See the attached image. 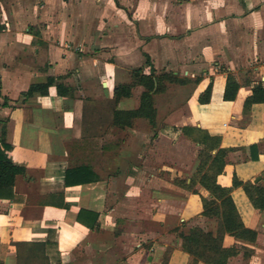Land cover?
I'll return each mask as SVG.
<instances>
[{
	"label": "crops",
	"instance_id": "1",
	"mask_svg": "<svg viewBox=\"0 0 264 264\" xmlns=\"http://www.w3.org/2000/svg\"><path fill=\"white\" fill-rule=\"evenodd\" d=\"M151 65L185 80L169 84L192 86L181 119L170 111L158 121L155 103L153 125L114 123V110L138 108L144 90L116 100L115 87ZM228 73L239 83L233 100L223 99ZM48 78L45 93L26 94ZM256 82L264 0H0V157L24 167L0 189V264H192L180 233L215 234L217 222L202 214L210 194L200 183L197 193L177 184H190L199 164L177 169L181 140L201 148L186 125L229 149L217 181L256 232L227 264H264V210L233 186L234 175L264 185V102L244 109ZM238 242L225 233L222 245Z\"/></svg>",
	"mask_w": 264,
	"mask_h": 264
},
{
	"label": "trees",
	"instance_id": "2",
	"mask_svg": "<svg viewBox=\"0 0 264 264\" xmlns=\"http://www.w3.org/2000/svg\"><path fill=\"white\" fill-rule=\"evenodd\" d=\"M133 81L115 87V98L127 97L131 94V87L140 84L144 87L140 95L138 108L132 110H114V123L119 125H130L137 117L147 118L151 125L156 122V108L154 95L164 91L169 83H183L185 80L179 79L171 72L156 74V70L149 68L147 73L143 67L135 68L131 71ZM54 82V78H48L47 82L31 85L26 94L33 92L45 93L48 86ZM239 83L231 73L227 74L223 93L224 100H233L236 97ZM60 94L61 87L57 84ZM211 84L209 83L204 91L199 95L200 103H207L210 98ZM264 102V83L256 82L251 86V94L245 98L244 109L247 110L253 103ZM182 131L193 141L199 143L201 148L198 153L199 164L196 172L191 178L190 184L180 181L189 189L198 181L210 194V198L202 197V214L214 217L217 220V229L204 231L200 227H191L186 232L182 231V248L192 256V264L202 260L206 264H227L229 257L235 255L241 248H245L241 242L253 241L256 237L255 230L246 227L236 209L234 201L230 195L231 187L223 186L217 181V177L222 173L225 165V157L229 151L220 147V138L208 134L198 127L186 125ZM252 157H254L252 155ZM24 167L13 163L6 157H0V189L11 188L14 184L15 176L23 173ZM76 172H82V168H77ZM83 183L84 179H76L66 183ZM233 186H242L247 197L256 209L264 210V185L241 181L233 176ZM79 219V216H78ZM225 233L233 235L240 243H235L231 247L222 245ZM247 253V252H246Z\"/></svg>",
	"mask_w": 264,
	"mask_h": 264
},
{
	"label": "rangeland",
	"instance_id": "3",
	"mask_svg": "<svg viewBox=\"0 0 264 264\" xmlns=\"http://www.w3.org/2000/svg\"><path fill=\"white\" fill-rule=\"evenodd\" d=\"M191 88H192L191 85L183 86V85H178V84H168L167 88L164 91L158 93L157 96L155 97V103H156L158 110H159L158 121L162 122L163 120H165L166 115L170 111L174 112L172 115L173 120L178 121L179 119H181V115L183 114L184 102H185V99H186L187 95L189 94ZM162 141L167 143V141L165 139ZM199 150H200V148L197 149L195 146L188 145L183 140H181V142L178 144V147H177L176 156H177L178 160L181 159V162L184 163L185 165H187V167L184 164L179 163L177 166V169L179 171H181V170L183 171L186 168L188 169L194 163L196 158L198 157ZM168 153H169L168 150L162 149L161 157H162L163 162H167L163 158L167 157ZM177 184L181 187H184V185L180 181H178ZM193 187H194V185L190 189H194ZM194 193H197V191L195 189H194ZM200 202L203 206L202 196H201ZM212 218L214 220V223H216L217 222L216 218H214V217H212ZM130 219L133 220V222H135V223L138 222L137 221L138 219L136 217H133ZM142 221L145 222L144 219L141 220V222ZM240 251L242 253V252H244V249H241ZM107 263L117 264L115 259H113L112 261L107 262Z\"/></svg>",
	"mask_w": 264,
	"mask_h": 264
}]
</instances>
